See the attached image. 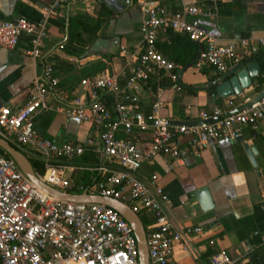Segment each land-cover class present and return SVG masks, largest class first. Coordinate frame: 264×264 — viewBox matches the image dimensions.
Listing matches in <instances>:
<instances>
[{"label": "built area", "instance_id": "obj_1", "mask_svg": "<svg viewBox=\"0 0 264 264\" xmlns=\"http://www.w3.org/2000/svg\"><path fill=\"white\" fill-rule=\"evenodd\" d=\"M68 0H51L50 9ZM212 1V0H208ZM140 18L139 37L132 45L121 44L118 55L124 59L114 72L99 71L81 76L71 88H64L52 66L44 61L40 75L30 84L25 98L14 108L0 106V136L26 147L27 154L42 167L36 176L46 184L67 192L95 193L125 202L138 215L148 214L144 222L148 264H170L174 247L189 245L185 237L198 226H179L167 213L168 198L154 184L137 175L144 161L156 155L182 157L200 145L199 135L210 139L234 140L243 125L254 126L264 120V92L256 100L224 114L214 107L201 110L195 122L176 123L159 113L161 86L152 88L148 79L166 78L178 87L181 64L164 56L156 46L158 32L165 28L184 33L189 39L205 41L195 56V68L208 64L221 72L241 59L253 55L264 45V36L242 37L217 42L203 27L186 15L206 10L190 4L172 11L165 0H133ZM25 35L32 56L41 55L47 36L44 21L24 17L0 19V47H14ZM151 96L149 109H137L138 94ZM108 93V104L104 94ZM225 104L234 106L232 98ZM62 112L65 116L88 119L89 132L81 140H61L39 135L33 116L42 110ZM186 119V118H184ZM142 132L147 146L140 149L134 140ZM189 134L186 144L179 136ZM93 152L97 162L80 161L83 153ZM74 170H86L85 180L75 181ZM236 258L223 251L209 255V264H233ZM0 264H139L137 247L128 221L111 207L94 201L60 199L35 185L14 160L0 151Z\"/></svg>", "mask_w": 264, "mask_h": 264}, {"label": "crops", "instance_id": "obj_2", "mask_svg": "<svg viewBox=\"0 0 264 264\" xmlns=\"http://www.w3.org/2000/svg\"><path fill=\"white\" fill-rule=\"evenodd\" d=\"M50 1L0 0V19L24 17L33 22L44 21L47 29L40 56L26 52L29 44L25 35L20 36L14 47H0V106L14 108L25 98L30 84L40 75L44 61L62 58L72 62L70 70H54L59 80L74 79L70 87L82 76V66L91 62L79 63L78 55L64 51L62 45L67 39L68 18L80 13L93 17L100 3L68 0L50 9ZM190 4L201 6L206 12L186 15V19L203 27L217 42L264 36V0H165V5L172 11H181ZM139 18L138 10L131 6L128 12L110 16L106 25L96 30V35L118 33L120 45H132L139 37ZM204 43V40L199 42L198 49ZM258 48L255 54L264 53V45ZM104 58H108L112 72L124 62L118 54L94 60ZM213 70L216 69L212 65L195 68L190 64L179 70V79L186 85H203L211 78L209 75ZM263 84L264 75L258 86L252 82L240 94L219 97L220 102L216 101L218 97L213 87L209 92L210 86L197 89L166 84L161 86L158 94L163 103L159 113L172 119L195 120L201 110L210 112L214 107L229 110L242 104ZM227 98H232L234 106L228 108ZM150 100L147 91L140 92L137 109L146 112ZM33 127L39 135L57 141L81 140L89 132L90 122L50 109L33 116ZM137 134L134 142L143 149L147 140L142 132ZM240 135L243 142L254 145V166L235 139H210L200 134L201 142L195 152L189 147L179 158L156 155L150 161L142 162L137 169L138 177L147 181L150 173L156 175L153 183L167 195V213L173 222L179 226L199 227L185 237L188 250L181 249L179 244L174 247L170 264H209V255L215 251L236 258L233 264H264V120L254 126H241ZM189 137V134L179 136L183 144ZM202 185L207 186L213 201V206L206 210L194 204L191 195L194 188ZM143 217L146 222L151 220L148 214Z\"/></svg>", "mask_w": 264, "mask_h": 264}, {"label": "water", "instance_id": "obj_3", "mask_svg": "<svg viewBox=\"0 0 264 264\" xmlns=\"http://www.w3.org/2000/svg\"><path fill=\"white\" fill-rule=\"evenodd\" d=\"M99 3L104 4L114 13L126 11L132 6L133 0H96ZM120 47V35L118 33H112L109 35H96L86 47H84L78 54V62L85 63L92 61L100 56L110 57L118 53ZM200 48V47H199ZM189 66L186 65L185 67ZM180 73L177 76V83L186 87H192L197 89H204L208 86L214 88L215 95L217 97H225L228 95L240 94L242 90L249 86L252 82L257 83L259 80L262 81L264 72L262 71L260 64L256 60V55H250L247 58L241 59L234 63L227 69L221 72L213 70L211 77L206 84L203 85H186L183 84L179 79ZM260 81V82H261ZM264 92V84L257 90L253 96L248 100L239 104L224 114L235 111L241 107L248 105L250 102L258 99ZM171 121L176 123H192L196 120L187 119H172ZM236 141L240 142L243 151L248 157L250 163L254 166L256 164L254 159L255 148L251 143L242 141L241 135L235 138ZM0 148L7 153L17 164L19 169L28 177L35 185L60 199L73 200V201H94L101 202L122 215L130 224L133 235L136 241L137 247V259L139 264H148L147 261V249L145 243V231L142 221L139 215L133 211L125 202L95 193L86 192H67L55 187H52L42 180H40L28 160L27 156L14 145H12L7 139L0 136ZM191 195L194 198V204L200 209L206 210L213 206V201L206 185L198 186L191 191Z\"/></svg>", "mask_w": 264, "mask_h": 264}, {"label": "trees", "instance_id": "obj_4", "mask_svg": "<svg viewBox=\"0 0 264 264\" xmlns=\"http://www.w3.org/2000/svg\"><path fill=\"white\" fill-rule=\"evenodd\" d=\"M112 15H114V12L104 4L100 3V7L93 17L86 13H80L69 17L67 21V39L62 45L63 50L73 55H78L84 48V45L89 43L96 36V30L100 26H105L108 18ZM83 34H85V36H83ZM198 44V41L189 39L184 33L173 31L170 28H165L164 30L159 31L156 41L157 49L167 58L180 63L181 69H183L188 64H192L198 51ZM255 55L256 59L259 61L262 71L264 72V53ZM72 64V62L66 59L56 58L53 61L52 66L54 70L67 71L72 68ZM104 69L108 73L112 72L110 70L108 58H104V60L97 59L84 64L82 66L81 74L82 76H88ZM73 80L74 79H60L59 84L64 86V88H71L70 84L73 83ZM260 81L261 80L256 83V86L259 85ZM148 83L152 88H154L156 84L164 86L169 84V81L164 77H161L158 80L153 76H150ZM211 87L212 86L208 88L209 92L212 91ZM104 96V99L108 104L110 95L106 93ZM216 101L220 102V98L218 97ZM7 140L16 148L21 150L15 142L9 139ZM0 151H2L5 155H8L1 148ZM21 151L27 156L33 170L40 173L42 171V167L39 160H37V158H35L32 154H27L23 150ZM80 161L94 164L97 162V157L93 152L86 151L82 154ZM71 175L75 181H82L87 178L88 172L86 170H74ZM139 217L142 223H144L145 219H142L141 215H139Z\"/></svg>", "mask_w": 264, "mask_h": 264}, {"label": "rangeland", "instance_id": "obj_5", "mask_svg": "<svg viewBox=\"0 0 264 264\" xmlns=\"http://www.w3.org/2000/svg\"><path fill=\"white\" fill-rule=\"evenodd\" d=\"M132 6H134L133 5V3H132ZM107 31V30H106ZM136 31V30H135ZM135 31L134 32H132L133 34H135ZM108 32V31H107ZM137 32H138V30H137ZM83 36H85V34H83ZM17 144V143H16ZM19 147H20V149L21 150H23V151H25L26 153H27V150H26V147L25 146H23V145H20V144H17ZM140 215H141V213H140ZM142 216V219H144V217H143V215H141Z\"/></svg>", "mask_w": 264, "mask_h": 264}]
</instances>
